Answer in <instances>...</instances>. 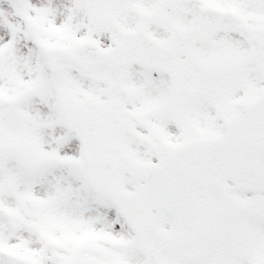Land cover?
Segmentation results:
<instances>
[{"label":"snow or ice","instance_id":"snow-or-ice-1","mask_svg":"<svg viewBox=\"0 0 264 264\" xmlns=\"http://www.w3.org/2000/svg\"><path fill=\"white\" fill-rule=\"evenodd\" d=\"M0 264H264V0H0Z\"/></svg>","mask_w":264,"mask_h":264}]
</instances>
